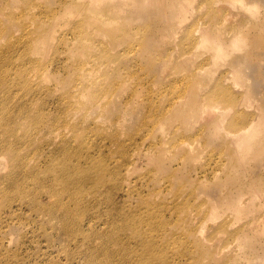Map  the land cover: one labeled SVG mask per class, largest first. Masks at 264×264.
Wrapping results in <instances>:
<instances>
[{
    "label": "rangeland",
    "instance_id": "obj_1",
    "mask_svg": "<svg viewBox=\"0 0 264 264\" xmlns=\"http://www.w3.org/2000/svg\"><path fill=\"white\" fill-rule=\"evenodd\" d=\"M181 2L0 0V264L264 263V0Z\"/></svg>",
    "mask_w": 264,
    "mask_h": 264
},
{
    "label": "bare ground",
    "instance_id": "obj_2",
    "mask_svg": "<svg viewBox=\"0 0 264 264\" xmlns=\"http://www.w3.org/2000/svg\"><path fill=\"white\" fill-rule=\"evenodd\" d=\"M107 1H109V0H91V2L93 3V5L95 7H98ZM112 1H115L119 5L122 1H125V0H112ZM181 1H182L181 6H180L181 10L188 9V6H187L188 3L185 2V0H181ZM187 1H189V0H187ZM150 3H154V6L157 7L159 3H162V0H145V7L149 6ZM182 17L184 18L185 15H182ZM238 25H239V23H236V24L231 23L230 27L231 28H237ZM202 26L203 25L200 26V29ZM230 33H231V31L226 30V31H224L223 34L227 35ZM186 43H188V42H185L184 44H186ZM190 43L196 44L197 41L195 39H191ZM199 43L204 49L212 48L214 50L213 55H212V57H213L212 62L214 64H217V62H221V61H224L226 59V57L228 55V50H226L224 43L220 40V38L210 37L208 35V29L203 31L202 40H200ZM81 69H82V67L80 68V70ZM20 74L22 75L21 71H20ZM239 78H241V77L239 76ZM3 81L7 82V80L4 76V73H2V71H0V101L2 100V98L10 97L9 94H7V92H8L7 89L4 90L2 88ZM13 85H15L14 81L7 82L6 88H9L10 86L13 87ZM21 86L25 90L29 89V85L26 83L24 78H23V82L21 83ZM234 93L235 92L231 88L224 86L222 83H218V84L215 83L214 87L211 88V90L209 91V94L207 97L210 100H213L214 98H216L218 101H220L222 103L229 104L233 107H238L239 104L241 105V104L247 103V101L249 100L248 92L244 93L243 95H241L239 97L237 95H235ZM185 103L187 105H189V102H185ZM0 107H2V102L0 103ZM0 109H2V108H0ZM188 115L192 116L193 112L190 111L188 113ZM256 119L257 118L253 119L251 117H247L245 120V124L243 126H241L244 123L243 119L233 118L231 121H228V126L234 127L233 129H235V130L231 129V131H229V133H231L233 142L238 145L240 150L246 149L252 143H256L260 139V137L263 133L262 125H264V120H263V118H260L257 121H255L256 123L255 122L253 123V121ZM239 126H241V127H239ZM238 127H239V129H236ZM236 149H237V152L239 153V149L238 148H236ZM234 155H237V153L235 151H234ZM64 163L65 162L61 161V162L56 163V164L59 165L58 167H60L59 176L65 185V189H64L65 191L64 192H68V191H71L73 185L75 183H77L78 181H80L81 178L73 173V170H74L73 166H72V168H70L69 166L64 165ZM104 171H105V168L103 166H99L96 168L94 167L90 170L85 169V177L87 178L90 176H92V177L95 176L96 178L99 179L100 182L105 183L104 181H101V180H103V176H102L103 174L98 176V174L100 172L103 173ZM63 188H64V186L62 187V189ZM239 202L240 201L234 202L232 199L226 200L227 206L231 207V208H236L237 204ZM146 243H148L150 245L148 246V249H147V246L145 245L144 255H145V258L147 259V260L144 259L145 262H147L148 259L152 258L151 254H152V245H153L150 242H146Z\"/></svg>",
    "mask_w": 264,
    "mask_h": 264
}]
</instances>
